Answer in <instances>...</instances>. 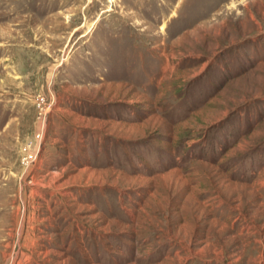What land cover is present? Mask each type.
Instances as JSON below:
<instances>
[{"label":"rangeland","instance_id":"rangeland-1","mask_svg":"<svg viewBox=\"0 0 264 264\" xmlns=\"http://www.w3.org/2000/svg\"><path fill=\"white\" fill-rule=\"evenodd\" d=\"M0 264H264V0H0Z\"/></svg>","mask_w":264,"mask_h":264}]
</instances>
